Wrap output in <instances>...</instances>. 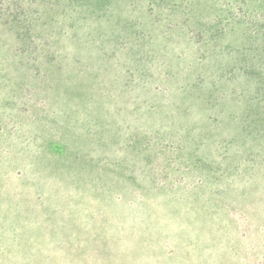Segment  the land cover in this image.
<instances>
[{"label":"rangeland","instance_id":"obj_1","mask_svg":"<svg viewBox=\"0 0 264 264\" xmlns=\"http://www.w3.org/2000/svg\"><path fill=\"white\" fill-rule=\"evenodd\" d=\"M0 264H264V0H0Z\"/></svg>","mask_w":264,"mask_h":264}]
</instances>
